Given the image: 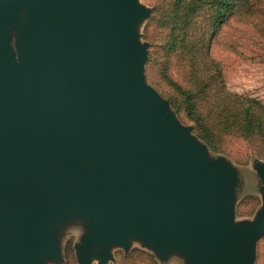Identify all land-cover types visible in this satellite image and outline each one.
<instances>
[{"label": "water", "instance_id": "95a60500", "mask_svg": "<svg viewBox=\"0 0 264 264\" xmlns=\"http://www.w3.org/2000/svg\"><path fill=\"white\" fill-rule=\"evenodd\" d=\"M150 14L140 0H0V264L60 261L72 215L87 221L79 264L133 240L187 264H254L264 187L236 223V170L145 78Z\"/></svg>", "mask_w": 264, "mask_h": 264}, {"label": "rangeland", "instance_id": "374dc122", "mask_svg": "<svg viewBox=\"0 0 264 264\" xmlns=\"http://www.w3.org/2000/svg\"><path fill=\"white\" fill-rule=\"evenodd\" d=\"M162 1L140 0L151 10L149 18L144 19L138 29L141 43L148 44L145 78L169 102L170 110L179 121L190 126L192 134L208 147L211 161L224 157L236 170L235 222L253 221L262 207L264 182L257 165L264 163V122L257 124L259 130L253 125L256 132L252 135L243 133L240 136L226 130L227 134L221 142L224 152H214L196 133L194 124L187 116L186 104L191 96L189 91L196 93L204 90L206 104L202 109L206 113L211 111L209 119L215 123L218 116H224L231 126L233 114L240 119L244 117L243 104L251 106L255 114L264 113V0H250L249 6L239 8L226 20H222L221 13L214 10L208 0V4L192 16V22L197 20L198 26L193 29L189 39H204L203 43H206L197 54L188 47L181 49L182 40L172 39L167 18L158 16V22L150 24L153 5ZM217 21L223 24L217 34L210 35ZM246 99L249 102L245 103ZM174 105H181L182 108L176 111ZM86 223L82 215L67 216L61 221L56 231L61 260H49L46 264H79L75 245L82 243ZM143 252L158 264H187L177 252L162 259L153 249L136 240L132 241L128 252L120 246L112 247L115 261L108 264H118L122 256L128 255L132 257L121 264H150ZM93 264H98V260L94 259ZM254 264H264V237L257 244Z\"/></svg>", "mask_w": 264, "mask_h": 264}, {"label": "trees", "instance_id": "16d2710c", "mask_svg": "<svg viewBox=\"0 0 264 264\" xmlns=\"http://www.w3.org/2000/svg\"><path fill=\"white\" fill-rule=\"evenodd\" d=\"M210 1L214 10H218V13H221L222 20H226L232 13L238 12L239 8H245L250 4V0ZM207 4L208 0H163L159 4L153 5L154 13L150 18V24L158 22V16L165 19L167 18V24L170 26L173 35L172 39L182 40L183 43L181 45V49L188 47L190 51H194V54H197L205 47L206 43H203L204 39H189L192 35L193 29L198 26L197 20L192 22V16L197 15L198 11L204 8ZM222 24L223 23H221V21H217L211 29L210 35L217 34V31ZM203 91L204 90H200L196 93L189 91V95L191 96L186 104V110L189 120L195 126L196 133L203 139L204 142L208 144L212 151L224 152L225 149H222L221 142L227 134L226 130H232L234 133H239V135L242 136L243 133L246 135L247 133H249L248 135L255 133L256 130H253V125L257 126V130L260 129L257 124H260V122L263 124L264 113L255 114L252 111V107L246 106V104H243V108L245 107V110L243 111V118L240 119L236 114L231 116L232 126L228 123L224 116H218V118L215 119V123H213V119H209L211 111L206 113L202 109V107L206 104ZM245 101V103H247L249 102V99H246ZM174 107L176 111H179L182 108L181 105H174ZM142 254L147 260H150V264H158L150 255H147L144 252ZM130 257L132 256H122L118 264H121V262L123 263V261L128 260Z\"/></svg>", "mask_w": 264, "mask_h": 264}]
</instances>
